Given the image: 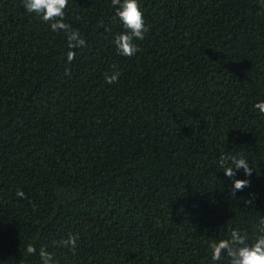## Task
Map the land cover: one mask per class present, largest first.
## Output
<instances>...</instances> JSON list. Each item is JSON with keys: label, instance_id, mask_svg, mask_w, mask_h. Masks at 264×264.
Here are the masks:
<instances>
[{"label": "trees", "instance_id": "trees-1", "mask_svg": "<svg viewBox=\"0 0 264 264\" xmlns=\"http://www.w3.org/2000/svg\"><path fill=\"white\" fill-rule=\"evenodd\" d=\"M138 3L148 31L128 57L111 0H68L86 42L69 62L65 32L0 0V264H42L41 247L56 264H228L209 242L258 234L264 0ZM229 153L253 167L235 197Z\"/></svg>", "mask_w": 264, "mask_h": 264}, {"label": "clouds", "instance_id": "clouds-1", "mask_svg": "<svg viewBox=\"0 0 264 264\" xmlns=\"http://www.w3.org/2000/svg\"><path fill=\"white\" fill-rule=\"evenodd\" d=\"M111 4L115 7V15L125 29L114 38L117 52L131 57L139 51L134 40H143L148 31L143 11L138 0H111ZM23 6L28 13H35L45 23L50 22V27L54 32L62 30L66 33L69 48L67 60L71 62L75 58V52L72 49L84 46L86 42L78 30H73L69 24L64 22V10L68 6V0H23ZM119 76L120 72L114 70L110 75L105 74V80L108 84H112L118 81ZM254 107L264 114V101L257 102ZM219 163L224 174L233 178L231 189L233 197L237 190L250 186V180L235 178L238 169H243L246 177L252 175L253 167L249 166V161L243 155L225 154L221 156ZM17 196L23 198L25 193L22 190L17 191ZM251 203L252 200H245L246 206ZM77 240L78 234H69L67 239L61 241V244L75 253ZM209 248L213 261H220L226 255L228 264H264V217L260 219L258 234L254 240H250L247 233L234 228L230 231L228 238L209 242ZM26 252L35 254L36 248L30 243L27 245ZM39 256L42 264H56L53 254L43 247L39 250Z\"/></svg>", "mask_w": 264, "mask_h": 264}]
</instances>
